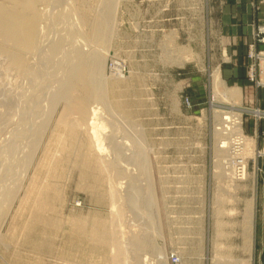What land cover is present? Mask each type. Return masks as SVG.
Wrapping results in <instances>:
<instances>
[{
	"label": "rangeland",
	"instance_id": "1",
	"mask_svg": "<svg viewBox=\"0 0 264 264\" xmlns=\"http://www.w3.org/2000/svg\"><path fill=\"white\" fill-rule=\"evenodd\" d=\"M223 1L55 0L53 5H65L78 15L76 26L82 40L84 61L108 51L104 74L109 79V100L114 110H111L108 100L96 99L101 114L97 121L93 120L94 126L100 127H94V133L101 137L105 134L103 141L109 144L111 154L118 150L119 154L126 152L137 157L133 164L131 161L128 165L133 168L128 170L131 171L129 181L120 188L123 194L131 193L132 198L125 206L122 205L125 212L118 220L115 214L119 205L113 204L106 174L92 156L86 120L73 112L69 119L78 121L77 128L57 125L66 106V102L61 100L32 162L33 166L31 164L28 169L11 205L3 202L12 192L8 189L14 188L11 173L8 171L10 175L0 180V213H7L5 221L0 222V264H112L110 259L114 249L92 237L96 232L107 233L111 225H115L111 229L115 227L116 233L121 237L122 232V238L127 240V257L132 261L141 259L146 264L252 262L245 213L253 194L255 159L252 155L248 158L249 176L246 180L232 182L227 177H221L219 160L224 153L217 151L214 133L217 114L232 109L227 106L233 105V102L215 96V70L221 71L228 87L239 86L242 89L248 84L246 76L226 74L229 64L235 65V60L229 48L231 45L219 26ZM98 24L103 28L100 35L95 32ZM113 59H118L127 68L122 79L115 78L114 74L118 71L108 70ZM10 74H7L5 63L0 59V111L12 106L10 111H19L12 117L13 122L23 123V119L19 121L23 116L21 112L24 113L29 103H25L26 92H21L26 91V87L30 91L31 79L24 74ZM30 96L28 98L31 99ZM260 96L264 108V90ZM93 101V105L97 104ZM21 102L25 105L21 106ZM104 125L107 127L104 128ZM11 127L13 125L6 126V131ZM259 127L260 136L256 137L253 136V121L250 119L245 125L248 141L251 140L249 144L256 140L261 150L264 147V134L261 133L264 119ZM54 132V137L47 142ZM110 135H114L115 140L109 138ZM8 136V140L5 139L9 143L4 140L2 144L9 147L2 145L5 150L1 147L3 155L0 153V164L3 163L1 160L8 162L6 165H12L9 170L13 172L14 165L24 161L28 142L22 143L16 134L11 135L12 139L9 133ZM19 141L21 146L16 144ZM6 149L9 153L15 151L9 156ZM145 152H148L149 175L142 166ZM257 164L258 209L254 256L255 264H261L260 254L264 246V154L257 157ZM36 170H40L38 172L42 175ZM146 176L154 187L155 204L152 209L156 210L152 212L161 224L163 237L160 241L163 240L166 256L162 259L153 242L156 226H150L149 222L152 213L145 192L149 185ZM31 178L33 181L38 179L34 182L41 186L35 185ZM6 182L9 188L4 186ZM42 188L44 191L37 196ZM130 235L143 237L145 245L132 246L128 240ZM6 246L10 248L8 251H5ZM172 253L181 258L180 262L172 261ZM150 255H153L152 258Z\"/></svg>",
	"mask_w": 264,
	"mask_h": 264
},
{
	"label": "bare ground",
	"instance_id": "2",
	"mask_svg": "<svg viewBox=\"0 0 264 264\" xmlns=\"http://www.w3.org/2000/svg\"><path fill=\"white\" fill-rule=\"evenodd\" d=\"M54 2L55 0H0V59H2L5 63V70L7 74H9L10 72L11 74L12 72L18 75L24 74V76L29 77L27 79H31V82L29 83L28 81V83L32 85L29 92L27 91L28 87H26V91L24 90L23 92H21V93L26 92V94L28 92L27 95L24 94L25 98H27V101L25 103L27 104L28 102L30 106L29 107L28 105H26L25 110L22 107L23 108L22 111L24 110L23 111L24 113L22 114L21 112V115L23 116H20L22 118L19 121H22L23 119L22 121L23 123L13 122L12 117L16 115V113H18L19 111L16 110L17 111L16 113L13 112L15 110L14 108H13L14 110L10 111V108H12V106L11 107L8 106L5 108V110L1 109L0 111V153L1 151H3L1 147L3 146L7 148L9 147V146L2 144L4 140H5V143H9V142H6V139H5L7 137L9 138L8 133L10 136L11 135L14 136L16 134L17 138L19 137L21 142L22 141L28 142L27 143L28 148L27 149L25 148L26 154L24 152L25 159L20 164L14 165L15 169L13 170V172L12 170L11 171L9 170V167L12 165H6L8 162L1 160L3 161V163L0 164V180L5 179L11 173L10 178L13 179L12 183L14 182L13 184H11L10 182L11 180L8 178L9 183L11 185H14V188L13 186L12 187L10 186L11 188H13V190L9 188L8 182H6L7 183L6 185H4L5 187L7 186L9 188L8 190L12 192H10V194L8 193L9 195L5 197L8 199H6L3 202H5L6 205H11L13 199L20 191L23 180L27 175L28 169L33 166L32 162L35 158V155L40 145L42 144L43 138L47 135L46 134L48 132L47 129L50 124V121L52 120L53 113L55 112V109L58 103L61 100H64L66 102V106L64 110L62 111L60 118L57 121V125L62 126V127L68 126L70 128H77L78 121L74 119H71V120L69 119V116L73 112L78 113L79 118H83V120L84 119L86 120L87 128L84 126L83 127L84 129L85 128L88 129L87 132L89 134L90 145L93 151L92 156L95 158L96 162L99 164L101 170H103L106 174L107 181L109 184V193L113 201V204L115 205V203H118L117 205H119V208H117L115 215L117 216V219L120 220L119 218L123 216L124 214L123 212H125L123 208L125 206L124 204L127 201L131 200L130 198H132L131 193L123 194V192L120 191V188L124 186L128 177L130 176L129 172L131 171L128 172V170L129 169L133 170V168H131L128 165L131 163V161H132L131 164H133L134 163L133 160L137 157H134L131 152H130L131 155L129 153L127 155L125 154L126 152H122V150H121L122 153L120 154L118 153V150H117V153L115 151L114 154H111L112 149L110 150L109 144H106L103 141L105 140V134L103 137H101L100 134L96 135L94 133L95 132L94 129L96 127L93 124V120L95 121L96 119L97 121L99 115L101 114L100 106H99L100 104H98L96 99H100V100L101 98L104 100L106 99L108 100L110 107L112 106L109 100V90H108L109 79H108V76L104 74L105 72L104 62H105V57L108 54V51L107 52L102 51V55L95 54L93 55V58L89 59L87 62L84 61L83 60L84 58L82 56L83 52H81V49L83 47L81 46L82 40L77 30V26H76L77 20H79L77 13H75L76 11L74 12L72 9H71L72 11L70 9L68 10L69 7L65 8V5L61 6L56 3L53 5ZM95 32H97L96 34L98 35L102 34L103 32L102 25L98 24L95 27ZM47 36H49V38H47L46 40ZM51 40L53 41L52 43H50ZM117 61L119 60L118 59L114 60L115 70L112 69V71H115L116 73H117L116 71L117 69L121 71L119 67L120 64L116 63ZM108 68H109V65H108ZM119 71H118V74H114V76L115 78L117 77L119 79H122L123 75H121ZM221 76H222L221 71L219 69H216L213 74V86H214L215 96H220L224 101L233 102V105L241 103L242 101L241 88L239 86L238 87L237 86L235 87L226 86ZM14 83H15V80H14ZM29 94H31L30 96L31 99L28 98ZM91 101H93V103L97 102V104L93 105ZM21 104H23L21 106L25 105L22 102ZM27 107H29V109H27ZM111 110H114V108L111 107ZM223 114H224L223 111H220L219 115L217 114L218 122L216 123V128L214 132L215 137L217 139L216 149L217 151L224 153L221 156L222 158L219 160V163H221V166H222V168L219 167L221 169L219 170L220 174L222 175L221 177L223 176L227 177L232 182L246 180L249 176L248 175V164H249L248 158L250 155H252V157L255 159L254 160L255 166H254V171L252 175L253 194H252V197L250 199L249 205L247 206L246 213H245L248 233H249V237L251 239V245H252V251H251L252 252V262L250 264H255L254 255H255V248H256L257 209H258V205H257V200H258L257 193L258 192L257 191H258V177H259L258 176L259 166L257 164V157L259 155L264 154V147L263 149L259 150L256 140L249 144L251 140L249 139L250 141H248V137L246 133L243 132L242 134L241 125L235 121L233 122L234 124L232 125L233 128L232 126H230L229 131H227V128L224 127V123H225L224 118H227L228 116L224 117ZM8 125H13V127H11L12 129L6 131V126L8 127ZM105 126L106 125H104V128ZM55 129L56 128H54V130ZM55 132L50 137L48 136L49 138H48V141L46 140L47 142H49L51 138L54 137ZM236 134L241 135L242 149L240 151L235 152L231 150V144L234 143L232 139H233V136ZM109 138H112V139L114 138L115 140L114 135H110ZM11 139H12V136H11ZM13 139H15V137ZM14 144L15 143L13 142V145ZM16 144H19V146H21L20 141L19 143H16ZM18 147L15 146V148H18ZM46 148L47 146L45 147V150ZM12 151L14 152L15 150H12ZM6 152L9 153L7 149H6ZM13 152L9 153L10 154L9 156H11ZM44 152L48 153V151H44ZM147 156H148V152H145L144 157H143L144 164H142V166L145 169L144 171L147 173V175H149L148 173H150V167L148 164L149 161H148ZM17 157L19 156L17 155ZM43 158L44 156L42 157V159ZM2 159H4V157ZM15 161L13 162L15 163ZM236 162H239L242 164V167H243L242 169L243 172H241L242 175L236 176L234 172ZM48 170H47V173H48ZM38 173H35V174H37L38 176ZM147 177L148 176H146V179L148 180L149 177L148 178ZM43 178L45 177H42V179ZM37 180H34V181H37ZM147 180L145 181L147 182ZM34 181L32 180V182L36 185L37 183ZM41 183H43V181ZM147 183H149V185L147 186V190L145 192H147L146 197H148L149 199L150 208H151L150 213H152L149 222H150V226L152 225L156 226L154 229V233H153L154 234L153 242H154V245L158 247L159 258L162 259V258H166V256H165V247H164L163 240L160 241V239L163 237L161 226H160L161 224L157 222L159 218L156 219V217H154V213L152 212L153 209L156 210L155 208L152 209V205L154 207V204H155V203L153 204L155 198H153L154 195L152 194V192L154 193V191H152V188L154 187H152V185L150 184L151 182L149 180ZM34 184L31 183V185L33 186ZM40 186L38 185V187ZM128 190L130 189L128 188ZM140 190L142 189L140 188ZM1 191L5 192V189L4 190L1 189ZM42 191H44L43 188L38 191L39 193L37 196L42 194ZM4 192H2V194ZM1 199L3 200V198ZM146 207L148 208L149 206H146ZM6 215L7 213L5 212L0 213L1 224L5 221ZM113 223H110V224H113ZM111 226H110V231L108 230L107 233L102 232L99 234L96 232L92 234L93 239L99 240V242L103 241L114 249V255L113 256L111 255L112 259H110L113 263L112 262L111 263L112 264H146V263H143L141 259L132 261V258H131L132 256L130 257L131 259L127 257V252H126L127 248L125 247V242L127 240L122 238V232H121V237H120L119 234L116 233V230H115L116 228L114 227L111 229ZM118 226L119 225L116 224L117 229H118ZM145 234L147 235V233ZM155 239L157 240V243ZM128 240L130 241L132 246L141 247L145 245V239L143 237L141 238L138 235H130L128 237ZM9 249H10L9 247L7 246L5 247V251H8ZM138 256L140 257L141 255H138Z\"/></svg>",
	"mask_w": 264,
	"mask_h": 264
},
{
	"label": "built area",
	"instance_id": "3",
	"mask_svg": "<svg viewBox=\"0 0 264 264\" xmlns=\"http://www.w3.org/2000/svg\"><path fill=\"white\" fill-rule=\"evenodd\" d=\"M259 44L264 46V22L256 25L254 30V40L249 44L247 58H248V67L246 77L248 79V84L243 89V98L241 103L235 105H228L232 109L222 110L224 112L223 116L225 123L224 127L229 131L230 126L235 122L241 125L242 134L246 133L245 125L250 122V119L254 123V132L253 136H260V127L259 123L264 119V108L261 104L260 92L264 90V48H259ZM114 60L109 63V71L112 69L115 70ZM121 62V61H120ZM117 61L116 63L120 64L119 71L121 75L127 73V68L122 62ZM188 101V100H187ZM233 128V126H232ZM261 133L264 134V130H261ZM234 141L231 144V150L240 151L242 149V139L241 135L236 134L233 136ZM242 164L239 162L235 163V174L236 176L242 175L243 172ZM171 259L174 263L180 262V257L176 253L171 254Z\"/></svg>",
	"mask_w": 264,
	"mask_h": 264
},
{
	"label": "crops",
	"instance_id": "4",
	"mask_svg": "<svg viewBox=\"0 0 264 264\" xmlns=\"http://www.w3.org/2000/svg\"><path fill=\"white\" fill-rule=\"evenodd\" d=\"M219 21L235 60V65L229 64L226 74L246 76L249 44L254 40L256 25L264 22V0H224ZM259 48L264 46L259 44ZM240 264L247 263L242 261Z\"/></svg>",
	"mask_w": 264,
	"mask_h": 264
},
{
	"label": "water",
	"instance_id": "5",
	"mask_svg": "<svg viewBox=\"0 0 264 264\" xmlns=\"http://www.w3.org/2000/svg\"><path fill=\"white\" fill-rule=\"evenodd\" d=\"M263 204H264V196H263ZM260 261H261V264H264V246L260 254Z\"/></svg>",
	"mask_w": 264,
	"mask_h": 264
}]
</instances>
